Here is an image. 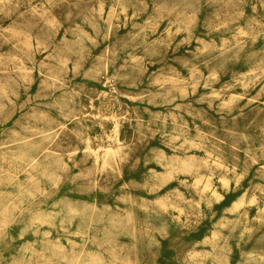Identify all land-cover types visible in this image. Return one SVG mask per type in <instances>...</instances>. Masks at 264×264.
<instances>
[{
  "label": "rangeland",
  "instance_id": "rangeland-1",
  "mask_svg": "<svg viewBox=\"0 0 264 264\" xmlns=\"http://www.w3.org/2000/svg\"><path fill=\"white\" fill-rule=\"evenodd\" d=\"M0 264H264V0H0Z\"/></svg>",
  "mask_w": 264,
  "mask_h": 264
},
{
  "label": "bare ground",
  "instance_id": "bare-ground-1",
  "mask_svg": "<svg viewBox=\"0 0 264 264\" xmlns=\"http://www.w3.org/2000/svg\"><path fill=\"white\" fill-rule=\"evenodd\" d=\"M90 146V145H89ZM91 147V146H90Z\"/></svg>",
  "mask_w": 264,
  "mask_h": 264
}]
</instances>
